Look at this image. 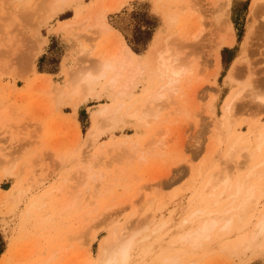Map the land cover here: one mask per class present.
Masks as SVG:
<instances>
[{
	"label": "rangeland",
	"instance_id": "rangeland-1",
	"mask_svg": "<svg viewBox=\"0 0 264 264\" xmlns=\"http://www.w3.org/2000/svg\"><path fill=\"white\" fill-rule=\"evenodd\" d=\"M49 1L0 0V264L4 256V264H99L114 230L135 231L133 225L148 226L142 245L150 251L137 248L129 264H159L154 257L170 248L182 217L197 208L218 214L228 204L229 197L217 196L219 188L203 189L210 174L242 176L252 162L234 169L225 155L233 133L251 139L248 128L264 126V0H226L230 44L220 40L224 24H217L222 18L217 6L224 0H66L62 13L46 21ZM103 6L111 29L96 33L90 16ZM199 19L203 30L199 26V37L191 40ZM64 20L75 21L68 32L58 29ZM167 36L185 70L176 77V91L156 60ZM120 40L137 52L147 45L142 53L132 51L154 76L141 79L131 98L123 99L113 126L99 119L103 133L88 148L87 132L99 108L112 103L111 92L100 80L102 99H87L74 110L70 90L87 67L96 72L91 63L99 61L97 54L115 50ZM223 48L228 51L222 63ZM164 86V97L146 100ZM237 88L241 97L227 132L216 122ZM127 106L153 110L141 123ZM246 154L240 149L236 156L243 161ZM261 183L264 189V179ZM213 199H218L214 208ZM32 201L36 205L28 209ZM258 215H247L243 224L234 220L224 239L211 235L187 261L264 264L261 232L254 248L235 245L238 233L250 236ZM194 219L196 225L203 218ZM168 220L169 227L158 229Z\"/></svg>",
	"mask_w": 264,
	"mask_h": 264
},
{
	"label": "bare ground",
	"instance_id": "bare-ground-1",
	"mask_svg": "<svg viewBox=\"0 0 264 264\" xmlns=\"http://www.w3.org/2000/svg\"><path fill=\"white\" fill-rule=\"evenodd\" d=\"M122 1L124 2V0ZM64 2H66V0L49 1L48 11L46 12V21H50L62 13ZM221 3L222 4L217 6V9L223 19L219 18L217 24L218 27L221 28V23H223L224 30H220L225 32L224 37L222 38L221 36L222 39L220 40L222 41L224 39L223 44H230L234 39L232 33L233 27L231 22L226 17L228 14L226 0ZM255 3L256 2L252 4L253 10H256L258 6V4ZM118 5L121 4L118 3ZM114 7L115 6L112 8ZM106 11L107 7H99L90 16V28H92L96 33L106 32L111 29V27L105 21ZM162 14L167 20H171L173 18V15L164 9ZM198 18L199 17H197V19ZM195 21L197 20L195 19ZM198 22L200 25L197 24V30L194 29L192 34L190 33L192 36H190L191 40L197 38L201 32L202 19H199ZM74 23L75 21L73 20L61 21V23H59L58 29L62 32H68ZM219 24L221 25L219 26ZM199 26L201 28H198ZM249 37H251V35ZM169 38L174 40L172 36ZM43 42L44 41H40L39 43L42 44ZM120 42L121 43L119 44V47L115 50L113 48V51L98 53L97 56L100 58L99 61H96V63L93 61L91 63L92 68H96V72L92 73L88 71L87 67L85 69L86 72H82L80 74V84H75V86L70 90V95H73L76 98L75 103L72 105L74 110L79 107L81 102H84L87 99H96L98 101L102 99L101 90L96 87L100 80L106 82V84L109 86V91L111 92L112 103H104L102 107L99 108L97 111L98 121H96V123H94L87 132L86 147L88 148L91 147L92 143L103 133V129L101 130L99 125L100 120L109 119L111 121L110 125L113 126L116 123L117 114L122 110L124 105L123 99L131 98V94L138 87L141 79H149L154 76L152 69L147 66V63L143 62L141 56L134 53L121 40ZM173 42L172 40L170 41L168 39V36L165 38L162 50L161 52H158L156 60H159L157 65H162L163 73L166 72L168 75L167 84L173 87L172 91H176V77L185 73V70L181 63L177 64V59L174 55L176 52L173 53L172 51ZM79 43L80 44L78 46L80 49H84V53L86 54L88 49L84 47L81 42ZM179 43L181 44V42ZM174 44L177 45L176 42ZM215 53V58H217V61H219V52L215 51ZM165 89L166 87L164 86L159 88L156 93H150L146 100L151 102L164 97L163 94L164 91H166ZM241 92L242 89L240 88H237L231 92L230 96L223 103L221 116L218 118V122H216V125L218 124L219 128L225 129L227 132H230L232 129V112L235 103H237V100L241 97ZM261 101H264V99L262 98ZM127 110H129V116L135 121L144 122L148 112L152 111L153 108L145 106V108L142 110H137L127 106ZM246 132L251 134V139L248 137L244 138L245 132H239L237 134L233 133L225 158L227 162L233 161L232 168L234 169L247 164V160H251L252 162L250 165H248L247 172L242 176L233 177V174H224L223 176L219 177V175H217V170H215L210 174L207 181L205 182V185L203 186V189H214L216 187L219 188L217 196L229 197L228 204L223 206L222 210L218 214L214 209L205 211L203 209L197 208L189 215L187 214L186 216L182 217V221L178 225L180 231L176 233L177 235L174 238H171L169 241L168 246L170 248L165 251L161 250L159 253H157L154 257V263L192 264V261H187V258H189V256L194 253V251L199 248V246L204 241L210 239L211 235H214L218 239H224V236L232 231L234 220L237 222V224H243L245 223L247 215L249 214H259L254 225V230L250 236H246L243 232L238 233L235 239V245L242 246L243 248H254L256 235L260 232L264 235V202L262 205H260L264 195L263 184L261 183V181L264 179V126L255 124L249 127ZM244 141L245 144L240 147L241 142ZM220 144L221 141L219 140L217 147L212 152L213 157L211 160L213 162L215 161L214 156L219 154ZM240 149H245L247 153L244 156L245 159L243 161H239L238 157L236 156ZM89 169L90 167H87L85 168V171L87 176L91 177ZM5 171L7 176L12 175L11 171ZM198 175L199 174H197V176ZM209 203L210 206L214 208L218 203V199H213ZM35 205V201L30 202L28 209H32L35 207ZM10 209H12V207ZM194 218L203 219L199 222V224L194 225ZM168 219H170V217H168ZM169 225L170 220L163 223L158 229L169 227ZM137 226L139 225H133V227H131L132 229L134 228L135 231H130L126 228H123L120 233V231L117 230L118 232H116V230H114L111 236L112 242L109 248L107 251L98 256L99 264H129L131 258H133L135 255L137 248L142 251V254H147L148 250L150 251V248L148 247L144 249L142 243H144L148 238V235H144L148 231V226L146 225L141 229H137ZM1 261L2 264L6 262L5 256L1 258ZM48 261L49 259L46 260L45 263Z\"/></svg>",
	"mask_w": 264,
	"mask_h": 264
},
{
	"label": "trees",
	"instance_id": "trees-1",
	"mask_svg": "<svg viewBox=\"0 0 264 264\" xmlns=\"http://www.w3.org/2000/svg\"><path fill=\"white\" fill-rule=\"evenodd\" d=\"M151 40V37L149 38V40H148V42ZM148 44V43H147ZM130 45V44H129ZM130 47H131V45H130ZM132 48V47H131ZM146 48H147V45H146V47L141 51V52H137V51H135L133 48H132V50L134 51V52H136V53H142L143 51H145L146 50ZM228 51V49H226V48H223L222 49V53H221V61H222V63L224 62V53L225 52H227ZM236 57H234L232 60H231V62H230V64L232 63V61L235 59ZM230 64H229V66H230ZM229 66H228V68H229ZM3 252V250L2 251H0V254Z\"/></svg>",
	"mask_w": 264,
	"mask_h": 264
},
{
	"label": "crops",
	"instance_id": "crops-1",
	"mask_svg": "<svg viewBox=\"0 0 264 264\" xmlns=\"http://www.w3.org/2000/svg\"><path fill=\"white\" fill-rule=\"evenodd\" d=\"M69 19V18H68Z\"/></svg>",
	"mask_w": 264,
	"mask_h": 264
}]
</instances>
